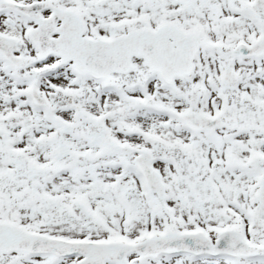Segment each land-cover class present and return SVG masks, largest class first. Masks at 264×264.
<instances>
[{
    "label": "snow or ice",
    "instance_id": "1",
    "mask_svg": "<svg viewBox=\"0 0 264 264\" xmlns=\"http://www.w3.org/2000/svg\"><path fill=\"white\" fill-rule=\"evenodd\" d=\"M0 264H264V0H0Z\"/></svg>",
    "mask_w": 264,
    "mask_h": 264
}]
</instances>
